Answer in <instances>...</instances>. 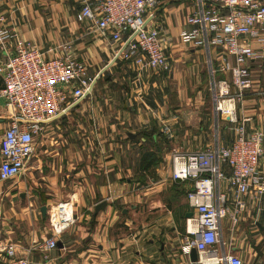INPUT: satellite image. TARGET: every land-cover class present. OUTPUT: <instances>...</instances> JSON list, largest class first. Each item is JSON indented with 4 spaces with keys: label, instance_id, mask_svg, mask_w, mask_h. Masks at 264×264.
<instances>
[{
    "label": "crops",
    "instance_id": "obj_1",
    "mask_svg": "<svg viewBox=\"0 0 264 264\" xmlns=\"http://www.w3.org/2000/svg\"><path fill=\"white\" fill-rule=\"evenodd\" d=\"M98 1L0 0V27L13 29L48 58L67 45L88 63L93 79L109 65L87 97L42 125L29 173L0 181L4 244L20 246L29 264H217L226 253H235L243 264H264V197L243 196L233 225L234 189L227 179L217 188L229 209L221 225L223 244L197 254L195 263L180 253L190 239L186 220L194 214L186 200L190 185L170 179L171 152L227 146L235 126L214 103L209 59L214 67L218 51L191 48L179 40L194 0H165L155 12L151 24L161 32L168 63V70L159 72L119 56L125 32L115 41L108 31L101 33L90 21L78 20L84 4L95 6ZM248 42L264 52V45ZM4 45L10 52L14 41ZM216 77L231 83L229 74ZM250 78L245 97L233 111L248 131L264 129V58L250 64ZM233 92L231 87L230 95L221 99L223 108L232 107ZM8 124L0 99V138ZM145 151L155 157L143 171L139 166ZM259 171L264 175V160ZM102 201L105 207L95 214ZM59 203L74 219L56 237L62 248L46 254L34 250V243L53 235L48 214ZM134 214L146 218L140 233H131L137 228Z\"/></svg>",
    "mask_w": 264,
    "mask_h": 264
},
{
    "label": "built area",
    "instance_id": "obj_2",
    "mask_svg": "<svg viewBox=\"0 0 264 264\" xmlns=\"http://www.w3.org/2000/svg\"><path fill=\"white\" fill-rule=\"evenodd\" d=\"M164 1L99 0L95 6L84 4L78 20L90 21L101 33L108 31L115 41L125 32L119 56L140 68L167 71L161 32L151 24ZM8 40L14 41L10 52L4 45ZM179 40L191 48L218 51L214 67L209 59L214 103L217 111L235 124L233 140L227 146L171 152L170 179L190 185L186 200L194 216L186 220L190 239L180 248L181 255L189 257L192 248L201 255L223 244L221 225L229 209L225 195L217 190L221 180L227 179L234 189V210L230 215L233 225L243 208V196L264 197V175L259 171L264 160V129L248 131L233 116L235 104L242 101L251 84L250 64L264 58V52L253 49L248 42L264 45V0H194L184 18ZM0 50V99L9 118L0 138V181L8 182L26 172L42 125L84 99L93 78L89 76L88 63L78 59L67 45L61 46L58 56L48 58L33 43L21 40L13 29L0 27ZM217 73L229 74L231 83L215 82L213 76ZM231 87L232 107L223 108L221 99L230 95ZM224 169L229 170V176ZM53 210L48 214L53 235L34 243V250L44 254L57 249L56 237L74 223L64 203ZM19 250L16 244H4L0 231V264H29ZM217 264L243 263L235 253H226Z\"/></svg>",
    "mask_w": 264,
    "mask_h": 264
},
{
    "label": "water",
    "instance_id": "obj_3",
    "mask_svg": "<svg viewBox=\"0 0 264 264\" xmlns=\"http://www.w3.org/2000/svg\"><path fill=\"white\" fill-rule=\"evenodd\" d=\"M108 67H109V65H107L106 67H104V68H103V69L97 74V76L93 79V81H92V83H91V85H90L88 91L86 92L84 98L87 97V96L91 93V91H92V89H93L95 83H96L97 80L102 76V74L108 69ZM75 106H76V104L73 105L71 108H73V107H75ZM104 207H105V202H104V201L98 203V204L95 206V208H94V213H95V214L98 213V212H99L100 210H102ZM41 212H42L43 215H45V212H46V211H45V208H44V207H42ZM190 216H191V214H188V217H190ZM57 247H58V248H62V244H61L60 242H58V243H57ZM189 258H190V261H191V262H194V263L197 262V260H198V255H197V252H196V250H195L194 248H192V249L190 250Z\"/></svg>",
    "mask_w": 264,
    "mask_h": 264
},
{
    "label": "trees",
    "instance_id": "obj_4",
    "mask_svg": "<svg viewBox=\"0 0 264 264\" xmlns=\"http://www.w3.org/2000/svg\"><path fill=\"white\" fill-rule=\"evenodd\" d=\"M155 154L149 151H145L142 153V156L140 157V166L139 168L143 171L148 170L149 164H151L154 160ZM226 174H230L229 170L225 172Z\"/></svg>",
    "mask_w": 264,
    "mask_h": 264
},
{
    "label": "rangeland",
    "instance_id": "obj_5",
    "mask_svg": "<svg viewBox=\"0 0 264 264\" xmlns=\"http://www.w3.org/2000/svg\"><path fill=\"white\" fill-rule=\"evenodd\" d=\"M218 77H216V78H214V81L215 82H217L218 80ZM98 81V80H97ZM212 87H213V90H214V86H213V82H212ZM218 89L216 88V91H217ZM215 93V92H214ZM214 121H216V119H214ZM38 139L40 138V136H38L37 137ZM200 149H202V148H200ZM197 150V149H196ZM29 173V171H27L26 172V175ZM132 217V220L135 222V224H136V229L135 230H133L131 233H137V232H139L140 233V223L142 222V221H144V219H146L145 218V215H142V214H134V215H132L131 216ZM121 219V218H120ZM122 225V224H121ZM128 231V230H127ZM80 247V246H79ZM78 247H76V246H74L72 249H77Z\"/></svg>",
    "mask_w": 264,
    "mask_h": 264
},
{
    "label": "bare ground",
    "instance_id": "obj_6",
    "mask_svg": "<svg viewBox=\"0 0 264 264\" xmlns=\"http://www.w3.org/2000/svg\"><path fill=\"white\" fill-rule=\"evenodd\" d=\"M65 211L67 212L68 215H70V211H68V210H66V209H65Z\"/></svg>",
    "mask_w": 264,
    "mask_h": 264
}]
</instances>
